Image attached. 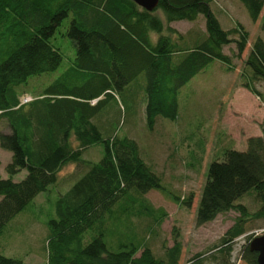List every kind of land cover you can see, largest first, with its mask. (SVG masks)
I'll return each mask as SVG.
<instances>
[{"label":"trees","instance_id":"16d2710c","mask_svg":"<svg viewBox=\"0 0 264 264\" xmlns=\"http://www.w3.org/2000/svg\"><path fill=\"white\" fill-rule=\"evenodd\" d=\"M239 1L257 20L264 0ZM211 4L159 0L148 11L133 0H0V119L10 128L0 132V145L11 152L5 167L8 177L0 176V236L37 195L59 186L61 170L73 164L74 171L65 177L67 188L55 202L56 218L48 221L46 264H179L178 235L157 255L151 246L157 231L149 228L150 240L134 229L132 217L149 218V227L163 223L165 208L155 207L145 196L151 190L188 206L193 196L181 199L170 192L142 157L138 141L114 132L111 114L121 109L120 92L130 91L129 100L134 102L135 91L148 128L154 129L159 117L179 118V90L209 63L220 60L231 70L224 47L235 43L236 55L241 56L249 33L241 24L224 28ZM200 15L204 32L182 33L171 25ZM65 20L63 35L75 48L72 71L22 103L24 92L19 94L18 86L61 65L63 55L53 38ZM261 29L264 32V15ZM245 68L242 86L264 102L256 85L264 84V38L253 42ZM262 131L247 139L245 149L226 148L222 159L211 162L196 210L198 225L230 210L246 216V207L238 200L251 191L262 202L256 215L264 216V122ZM99 144L104 148L100 158L84 157ZM22 170L25 177L15 181ZM243 223L238 218L220 244L195 254L190 262L238 264L232 260V242L245 232ZM257 258L248 243L238 261L258 264ZM0 264L22 260L0 254Z\"/></svg>","mask_w":264,"mask_h":264},{"label":"rangeland","instance_id":"374dc122","mask_svg":"<svg viewBox=\"0 0 264 264\" xmlns=\"http://www.w3.org/2000/svg\"><path fill=\"white\" fill-rule=\"evenodd\" d=\"M211 2L212 10L224 28L229 29L241 24L249 33L246 49L241 56L236 55L235 43L224 47V52L231 57V70L220 60L209 63L179 90V118L173 121L159 117L154 129L148 128L141 97L135 91L134 102L129 100L130 91L126 94L120 92L118 101L121 109L116 108L111 114L114 132L120 136L128 135L138 141L142 157L162 176L167 189L181 199L193 196L191 205L188 206L183 202L174 201L162 191L151 190L145 196L155 207L165 208L167 216L163 223L149 227V218L132 217L134 229L149 235L150 240L153 234L149 228H155L157 231L155 238L151 240L152 249L157 255L163 254L164 244L173 245L176 233L182 241L179 264H193L190 261L195 254L205 253L220 244L222 237L238 218L244 219L245 227V232L232 242V260L238 264L242 247L248 244L252 237L264 233V216L256 215L262 202L254 191L238 200L239 204L246 207V216L237 210H230L202 225H198L196 221L197 206L211 162L222 159L226 148L245 149L250 136L263 134L264 122V102L242 86V73L247 71L246 56L256 38H264L261 29L264 8L258 19L252 20L239 0ZM157 14L164 19L160 11ZM204 22V17L200 15L194 21H176L171 25L182 33L193 29L204 32ZM67 25L68 21H63L53 38L54 45L60 48L63 55L61 65L53 72L31 76L26 83L18 86V93L24 92L21 98H33L32 94L43 91L53 79L72 71L69 68L75 57V48L71 39L63 35ZM256 85L264 93V84L258 81ZM110 109L111 107H108V113ZM110 129L109 127L107 130L110 132ZM9 131L6 120L1 118L0 132ZM103 152L104 148L99 144L87 151L84 157L100 158ZM10 159L11 152L0 145L1 177H8L5 167ZM74 169L73 164L66 165L60 172V187L51 186L37 195L27 209L8 223L0 236V254L21 259L22 264L47 263L48 221L56 218L55 202L59 192L67 188L65 177ZM25 175L26 171L22 170L13 179L21 180Z\"/></svg>","mask_w":264,"mask_h":264},{"label":"water","instance_id":"95a60500","mask_svg":"<svg viewBox=\"0 0 264 264\" xmlns=\"http://www.w3.org/2000/svg\"><path fill=\"white\" fill-rule=\"evenodd\" d=\"M140 7L153 11L158 5L159 0H133ZM249 247L252 251H256L258 253V264H264V233L260 235H256L249 242Z\"/></svg>","mask_w":264,"mask_h":264},{"label":"built area","instance_id":"2783aa9c","mask_svg":"<svg viewBox=\"0 0 264 264\" xmlns=\"http://www.w3.org/2000/svg\"><path fill=\"white\" fill-rule=\"evenodd\" d=\"M32 99V97L29 96H24L23 98H21L22 103H26L28 101H30Z\"/></svg>","mask_w":264,"mask_h":264},{"label":"crops","instance_id":"0c3cea01","mask_svg":"<svg viewBox=\"0 0 264 264\" xmlns=\"http://www.w3.org/2000/svg\"><path fill=\"white\" fill-rule=\"evenodd\" d=\"M32 96V95H31ZM258 98V97H257Z\"/></svg>","mask_w":264,"mask_h":264}]
</instances>
